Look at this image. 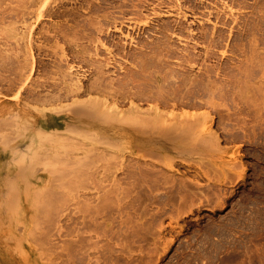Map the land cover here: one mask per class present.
I'll return each mask as SVG.
<instances>
[{"label": "rangeland", "instance_id": "rangeland-1", "mask_svg": "<svg viewBox=\"0 0 264 264\" xmlns=\"http://www.w3.org/2000/svg\"><path fill=\"white\" fill-rule=\"evenodd\" d=\"M44 1L49 3L48 8L62 12L51 16L47 14L34 24L36 8ZM118 1L120 0H74V2L73 0H60V2L59 0H0V14L2 12L0 17V264H264V1L249 0L248 4L242 3L244 4L242 5L238 2L239 4L234 5V13L243 20L248 17L250 21L254 20L253 28L256 26L257 30L252 28L245 30V26L241 24H237L239 26L220 22L216 24L215 17L212 21L207 15L205 18V13L202 15L201 10H204V7L199 0H182L185 1V6L191 3L190 8H194L195 13L199 11L196 13L198 15L188 11L190 14L187 17L182 13L171 16L152 13V7L159 0L150 1L148 7L143 6L141 0H121V3ZM171 1L173 0H166L170 3ZM88 2L93 3L91 7L97 5L98 9H87ZM135 2L139 4L138 7L133 5L136 4ZM170 3H165L166 6L161 5L160 8H163L161 11H165ZM123 6H126L125 15L129 22L126 20L123 27L125 31L137 35L138 42L146 39L145 35L152 31L151 27L159 22L172 20L175 22L177 19L179 22L181 20V24H187L186 26L195 30L204 27L212 30L216 25L226 36H229L232 28V42L227 44L228 37L223 36L224 40L222 39L220 46L216 47L218 51L215 59L206 61L214 66L219 63L226 66V73L213 72L215 75H205V68L202 65V54L205 53L207 41L203 40L198 45L195 40L185 37L186 33L185 36L178 37L179 40L175 39L177 37L170 39L176 44L173 45H179L180 49L191 45L189 49L193 53L199 52L197 58L200 59L195 65L183 61L179 64L177 57L172 56L170 58L172 60H169L170 65L172 64L174 69L177 68L176 72H183V75L174 76L185 81L187 78L195 77L194 82L199 80L197 82L200 84L197 82L195 84L192 79L191 82L190 79L186 81V84H183L182 80L176 83L173 82L171 75V78L166 75L167 79L162 75L163 85L154 84L156 81L150 80V76L154 75H147L146 72L165 73L168 68L165 60L162 58L160 62V59L153 55L145 58L139 48L141 43L138 47L135 43L130 45L119 31L111 32L112 38L113 35L119 34L117 40L129 44L131 50L136 49L133 52L137 51L139 59L142 57L148 59L149 69L141 71L138 59L136 62L135 57L119 56L118 65L110 66L105 75L124 78L126 74L132 73L131 81L141 82L144 78L141 83L146 80L145 84L148 87L152 85L150 89L155 91L163 89L161 90L163 92L173 90L177 87L175 84H182L183 89H179L181 93L178 90L179 96H177L179 98L191 96V99L188 98L193 102L191 104H196H180L175 107L167 104L162 105L160 109L171 113L173 120L180 119V116L190 117L204 112L203 114L207 115L208 128L200 133L201 135L196 134V137L193 135L194 138L188 132H184V136L174 138L177 134L175 130L166 131V136L165 130L158 128L150 130L140 124L137 126L130 123L127 125L128 133L125 136H119L118 132L113 133L111 138L97 134L87 135L86 152L78 157L66 156L68 157L66 158L55 148L47 165L43 166L41 144L36 142L28 145L30 140L22 141L24 134L36 132L37 129H34L33 125L35 116L40 112L34 109L33 115L21 113L19 118L15 119L16 122H13L8 106L13 108L18 102H27L28 89L35 87L37 81H53V77L57 75L58 61L61 62L62 67L64 65L63 68L67 67L66 60L56 59L55 51L62 52L64 49L70 56L73 45L67 38L57 39L53 36L46 38L43 36L44 33L46 29L58 26H65L66 31L71 35L79 32L84 26L91 30L88 25L92 19L106 13L108 9L110 10L108 12L118 14L116 11L124 9ZM28 7L32 11L25 14V19H22L21 14L17 13L20 9ZM134 7L142 8L143 12L137 16L136 8L132 9ZM6 10L9 11L5 12ZM228 11L229 9H226L225 12L219 13L225 16ZM146 13L150 24L146 23ZM135 15L136 17H132ZM149 15H152V18ZM82 16L89 17L90 20ZM18 18L20 19L17 20ZM228 21L230 22V19ZM31 24L36 25L32 32L34 41L32 47H35L32 53L34 59L35 57L37 59H35L36 67L32 72L29 66L24 69L32 77L21 92L16 87L18 80L23 76L17 71L20 68L17 62L20 63L27 57L23 49L26 48V35L28 36V27ZM40 29L43 30L42 33L38 32ZM15 30L19 32L17 36L14 35ZM89 30L87 28V31ZM93 31L94 29L91 34L96 36L97 33ZM253 34L256 36L257 44H254L256 46L252 45L250 40ZM160 37L162 34L156 33L155 40L161 41ZM87 38L83 37V40L80 38V43L89 45L92 55L96 56L95 52L99 49V57L108 55L103 47H97L98 42L93 41L94 44ZM234 40L238 41V44L242 42L240 50L236 51V47H233ZM14 44L17 46L16 49L13 47ZM224 49L227 54L223 56L220 53ZM158 62L162 66L158 65ZM81 64V68H76L77 71L73 70L72 73L69 71L67 75H81L85 81L96 77L95 65L83 64V62ZM184 65L186 71L182 70ZM157 68L164 69L158 71ZM240 69H245L246 73L242 70L244 74L240 75ZM13 79H16V82ZM203 79L213 81V88L216 89L214 98H210L213 102L205 103L204 99L208 96L207 92L205 93V85L202 86L206 84ZM10 81L15 83L14 86ZM185 89H188L186 93H184ZM141 102L142 108L149 106V103ZM123 104H121L123 108L130 105L128 100ZM101 122L103 121H95L97 125ZM18 133L22 134V136L18 135L19 138H17ZM198 135L201 137H197ZM200 139L201 141L204 139V142H200ZM101 152L103 154L98 155ZM42 173L48 176L46 183L39 179ZM43 203L46 204L43 206ZM27 215L30 216V246L24 233Z\"/></svg>", "mask_w": 264, "mask_h": 264}, {"label": "bare ground", "instance_id": "bare-ground-1", "mask_svg": "<svg viewBox=\"0 0 264 264\" xmlns=\"http://www.w3.org/2000/svg\"><path fill=\"white\" fill-rule=\"evenodd\" d=\"M115 1H117V0H115ZM120 1H118V2H120ZM150 1H153V0H141L140 2L143 4V6H145V7L147 6L148 7L151 4ZM248 1L249 0H199V3H202L203 4V7H204V8L202 7L204 10H201V9H199V10H201L203 12L202 15L205 13V18H206V15H207L208 16L207 18L209 20H212L213 21V18L215 17L216 19H214V20H216V24L219 23V22L222 23V24H225V25L226 24L229 25V23H231L232 26H239L237 24H241V25H244L245 26V30H248L249 28L250 29L252 28V30H253V29H256L255 28L256 26L253 28V25L255 23L254 20H251L250 21V18L249 17H248V19L246 18V20H243L238 15H236L234 13V5L236 3L239 2L241 4L242 3H247L248 4V3H250ZM262 1H264V0H262ZM23 2H26V1H23ZM59 2H60V0H59ZM73 2H74V0H73ZM183 2H182V0H173L170 3V2H166V0H159V1L156 2L155 5L153 4L154 6L152 7V11H153L152 13H154V14L164 13V15H167V16H169V15L171 16V15H174V14L175 15L176 14H178V15L179 14L180 15L183 14L186 17H187L188 14H190V13H188V11H190L192 13H195V9L194 8H190L191 3H190L189 6L188 5L185 6V1H183ZM125 3H127V2H125ZM132 3H133V1H132ZM141 3H140V5H141ZM144 3H146V4H144ZM165 3H170V4L167 6L168 8L165 11H163V10L161 11V9H163V8H160L161 5H163V6L165 5L166 6ZM48 4H49L48 2H45L44 1V2H42L41 4H39L37 6V8H36V20H35L34 24L37 23L38 21H40L42 19V17L45 16V15H47V14L51 16L53 14H59V13L62 12L60 10H53L52 8H48L47 7ZM253 4H254V1H253ZM253 4L251 3V5H253ZM259 4H258V8H260V5ZM91 5H93V3L92 2H88L87 9H90V10H92V9H94V10L98 9L96 7L97 5L96 6L94 5L95 7L94 6L91 7ZM133 5H135L136 7L139 6L138 3L133 4ZM133 5H132V7H133ZM193 5H195V4H193ZM242 5H244V4H242ZM251 5H249V6L247 5V6L250 8ZM29 7L28 8H25V9H20V12L17 13V14H19V15L21 14V18L22 19H25V14L30 13L32 11L31 9H29ZM125 7H124V9H118L116 11L118 14L113 13V12H108V11H110L108 9L107 12L105 10L106 13L101 14V15H98L94 19H92L91 18L92 15H90L89 17L92 20L90 21V25H88V26H90L91 30H89V27L84 26V28L80 29L79 32H75L73 35H71V34H69V32L66 31L65 26L64 27L58 26V27H55V28L46 29V31H45V33L43 35L46 38H50L51 36H53V37H55L57 39H59V37H61V38L64 37L63 39H66L67 38L69 40L70 44L73 45L74 48L72 50V53H70V56H68L69 54H67L68 51H66V53H65L64 49L62 50V52L55 51V53H56L55 55L57 56V57L55 56L56 59L58 58V60H60V61L61 60H63V61L66 60L67 67L66 68H63L64 65L62 67L61 62L59 63V61L57 60L58 61L57 62L58 69L56 71V74L57 75H55L53 77V81H50V80L49 81L43 80V81H40V82L37 81V83H35V87H29V89H28L29 90L28 91V94H26L27 95V102H18L15 105V107H13V108H11L10 106H8V108H9L8 112L10 113V116L13 118L12 119L13 122L15 121V119L17 120L19 118V115L21 113L22 114L32 113V115H33L34 109H36V111H39L40 112L39 115H36L35 116V120H34L33 128L34 129H37L36 132H33L32 134H29V135L24 134L25 136H24V138H23L22 141H27L28 142L30 140V143L28 145H31V144L33 145L36 142H39L41 144V147L40 148L43 151V157H42L43 166H46L47 165V163H48V161L50 159V156H51V154L53 152V149H55V148H57L62 154H64L65 157L66 156H68V157H78L80 154L86 152V148H85V146H86L85 142L86 141H85V138H87V135H90L91 136V134H97V135H101L102 137L105 136L107 138H111V135H113V133L117 134V132H118V135L119 136H125L128 133V131H127V125L130 124V123H134L137 126H138V124H140V126L142 125L145 128H150V130H151V128H154V129L155 128H158L160 130H165L164 131V135H166V136H167L166 131L175 130L177 132V134H175L174 138L177 137V136H181V135L184 136V132L190 133V136L192 135V138H194V136L196 137V134H200V133L202 134V132H205L207 130V128H208L207 127V125H208L207 124V115L206 114H203L204 112H201V114H197V115H194V116L191 115L190 117H188V115H185V117L180 116V119L173 120V117L171 116V113L163 112L160 109V107L162 105H167V104L172 105L173 107H175V106L180 105V104L190 105L191 103H193V102H190V100L188 99L191 96L188 97V98L185 97V96L183 98H179L178 97L179 96L178 95V90L180 88L183 89V85L182 84L181 85H177V84L174 83L177 87L175 85H173V87L175 86L176 88H174L173 90L170 89L171 91H167V92L166 91L165 92L161 91V90H163V89H161L162 86L160 88L161 90H159V89L157 90L156 89V91H155V89H150V87L152 85L150 87H148L145 84L146 80H145L144 83H141L144 80L143 77H142L143 79H142L141 82L131 81V80H133V78H131L132 75H133L132 73L131 74H129V73L126 74V76L124 78H122V77L114 78L113 76L111 77V75H105V74H106V71L108 70V68L110 66L112 67V65H116L117 64V61H118L117 58L119 56H121L123 58L124 57L125 58L126 57H129V58L130 57H135L136 62H137V59H138V66L140 67L141 71H143V72L146 71V70L148 71V69H149V62L147 61L148 59L146 60L142 56H140L142 58L139 59L138 58V55H137V51H136V53H134L136 49L134 50V48H133V50H134V52H133V50H131L132 48L130 49V47H129V44L130 43L137 44V47L141 43L142 45L139 48L144 53V54H142V53L141 54L142 55H145V58H147L148 56L153 55L154 57L159 58L160 59V62H162L161 59L163 58V60H165V64L168 67L165 70V73H163V72H157V73H154L153 74L150 71H149L150 73L149 72H146V73H148L147 75H154V76H150V80L153 79L154 81H156V83H154V84H157L158 83L160 85H163L162 82L164 80L163 79L164 77L162 75H164L165 77H166V75L167 76L168 75L169 76L171 75L173 77V79H174L173 82H176L177 83L179 80H182V82L184 81L183 84H186V81H189L190 78H187L188 79L187 80L186 77H185L184 79H186V81L183 80L182 78L181 79H179V78L177 79V77L174 76V75H177V76L178 75H183L182 74L183 72L182 73L176 72V69L177 68L174 69L172 67L173 65L171 64L172 65L171 66L170 63H169V60H172V59H170V58H172V56L177 57L176 59H178V61H180V63L178 62L179 64H181L183 62H188V63H192V64L195 65V63L199 62L200 59L197 58L199 52L196 53L194 51V53H193L192 50L189 49V47L191 45L189 47L186 46L185 48H181V49H184L182 51L179 48V45L178 46H174L173 43L175 44V42L172 43L171 40H170L171 38H174V37H177L175 39H178V37H183L181 35H184L185 33L187 35V36L184 35L185 37H188L189 39L191 38V40L192 39L195 40L197 44L203 42V40L208 42V44L205 46V53H204V55L201 53L202 56H203L202 57L203 58L202 59L203 60V62H202L203 64L202 65L205 68V75H215L214 73L219 74L220 71H224L225 72V70H226V68H225L226 66L225 65L222 66L221 63H219L220 62L219 61L220 58L218 57L219 60H218L217 63H219V64H217V66H214V65H212V64H210V63H208L206 61H209L210 62V60L215 59V57L217 55L216 54V51H218V50H216V47L220 46V43H222L221 41L224 40L223 39V36H226V34L223 35V33L221 32V29H219L218 27H216V25L214 26V28L212 30H209V29H207L205 27L202 28L201 30H195L192 27L186 26L187 24L186 25L185 24H181V20L179 22V20L177 19L178 21L176 20L174 22V20H172L173 18L172 19L170 18V20H172V21L165 22V23H162V22L160 23L159 22L158 24L154 25L153 28L151 27L152 31H149L148 32L149 34H147V35L144 34L146 39H143V38H142L143 40H140L139 39L140 41L138 42L137 35H134L131 31H125V28L123 27V24H125L126 20L128 19L127 16L125 15V13H126ZM136 7L132 8V9L134 10ZM191 7H193V6H191ZM106 8H110V7H106ZM195 8L197 9V7H195ZM236 8H238V7H236ZM252 8H255V7H252ZM226 9H229V11H228L229 13H226L225 16H223V15H221L219 13V12L222 13V11L225 12ZM114 10H116V9H113V11ZM135 10H137L135 12H138V14H136L137 16H139V13H142L143 12V9L142 8H136ZM258 10H260V9H258ZM8 11L6 10L5 12H8ZM14 12L15 11H13V14H15ZM128 12L129 11H127V13ZM132 12H134V11H132ZM198 12H196V13H198ZM63 13H65V12H63ZM148 13H146L147 15L145 14L146 17H147L146 23H149L150 22V20H148L149 19ZM196 13L193 14V15H198ZM236 13H238V12H236ZM1 14H2V12H1ZM1 14H0V17L2 16ZM7 14H5V15H7ZM10 14H12V13H10ZM258 14H260V13H258ZM5 15H3V17ZM60 15H63V14H60ZM84 15H86V14H84ZM136 15L135 16H132V17H136ZM254 16H251V17H254ZM82 17L79 20V22L82 20ZM85 17H83V18H85ZM143 17H145V16H143ZM5 18H6V16H5ZM88 18L86 17V19H88ZM90 18L88 20H90ZM140 18H142V17H140ZM154 18H153V20H154ZM19 19L20 18H18L17 20H19ZM129 19H131V18H129ZM229 19H230V22L228 21ZM251 19H253V18H251ZM258 19H260V18H258ZM11 20H12V18H11ZM26 20H28V19H26ZM29 21H30V19H29ZM2 22H3V20H2ZM83 22H84V20H83ZM86 22H87V20H86ZM127 22H128V20H127ZM233 22L235 23V25H234ZM257 22H258V20H257ZM76 23H78V22H76ZM118 23L121 24V25H119ZM35 26H33V24H31L28 27V36L26 35V37H27L26 48L23 49L22 47H20L23 50H25L24 52H25V55L27 57L25 59H23L20 63L17 62V65L20 64V68L19 69L17 68L18 69L17 71L19 72V75L20 74L23 75L20 78V80H18L19 83L17 82V86L16 87L19 88V91H21L22 89L24 90L26 88L27 84H29L30 78L32 77L30 74H27L24 69L29 66L31 68V72H32L34 70V68L36 67L35 66V64H36L35 63L36 57L34 59L33 53H32L33 52V49L35 48V47H32L33 42H34L33 41V38H32L33 37L32 32H34ZM241 27H243V26H241ZM87 28H88L89 31H87ZM92 29H94V31H96V32L93 31V33H97V34H95L96 36H94V35L91 34ZM238 29H236V30H238ZM240 29H242V28H240ZM112 30L119 31L120 32L119 34L123 38H125L126 40H128L129 41V44L127 45L126 43L121 42L120 40H117V36L119 34L116 35V36L113 35V38H112L111 37ZM38 32H41L42 33L43 30L40 29ZM255 32H257V31H255ZM156 33H157V35L162 34V37H160L161 41H159V39L158 40H155ZM226 33H228V32H226ZM232 33H233V30L231 28V31H230L229 36H226V37H228L227 38V41H228L227 44H229V42H232L231 41V37L233 35ZM17 34H19V32H16V30H15L14 31V35L17 36ZM240 34L242 35V33H240ZM247 34H248V32H247ZM83 37H88L89 40L92 41V42L93 41L94 42L95 41L98 42L97 47L98 46L103 47L106 50L105 52L108 53V55L106 54L107 56L99 57V50H100L99 48H98L99 50L97 52H95V55L96 56L92 55L90 53V46L89 45H84V44L80 43V40H81L80 38H82V40H83ZM152 37H153V39H151ZM157 37H159V36H157ZM164 37H166V38H164ZM123 38L121 40H123ZM250 40H251L252 45L257 44V43H255L256 42V36H255V34H253V37ZM195 41H193V42H195ZM244 41H246V40H244ZM110 42H112V44H109ZM223 43H226V42H223ZM241 43L242 42H240L238 44V41L236 42V40H234L233 41V45L234 46L233 45L232 46L233 47H236V49L235 48L234 49L237 51L239 48L240 49L242 48V46H241L242 44ZM63 44H65V43H63ZM198 45H200V44H198ZM249 45H251V44H249ZM222 46H224V45H222ZM228 46H230V45H228ZM254 46H256V45H254ZM13 47H15V49H16L17 46H15V44H14ZM233 47H232V49H233ZM2 48H4V47H2ZM249 48H251V46ZM56 49H57V47H56ZM229 49H231V48H229ZM58 50H61V49H58ZM254 50H255V48H254ZM14 51H16V50H14ZM42 51H44V50H42ZM221 51H223V50H221ZM225 51H226V49H224V51L222 53H220V54H223V56H224V54H227V53H225ZM229 51H231V50H229ZM232 51H234V50H232ZM21 52H23V51H21ZM19 53H20V51H19ZM231 53H233V52H231ZM3 54L6 55V53H3ZM13 54H14V52H13ZM16 56H19V55H16ZM7 57H9V55ZM230 58H233V57H230ZM255 58H256V56H255ZM255 58H253V59H255ZM224 59H227V58H224ZM75 61H80L81 63L83 62V64L95 65L94 68H95V71H97L96 77L95 78L92 77V79H90L89 81H85L84 78L81 75H71V74L70 75H67V72L70 71V73H72L73 70H76L77 71L76 68H81L82 67V64L81 63H77ZM126 61H128V60H126ZM132 61H133V59H132ZM215 61H217V60H215ZM230 61H231V59H230ZM136 62L134 61V63H136ZM232 62H234V61H232ZM250 62H251V60H250ZM118 63H120V61ZM152 63H154V62H152ZM152 63H151V65H152ZM159 64H161V63L158 62V65ZM215 64H216V62H215ZM136 65H137V63H136ZM174 65H175V63H174ZM161 66H162V64H161ZM179 66H181V65H179ZM253 66H254V64H253ZM158 67H160V66H158ZM175 67H177V66H175ZM86 68H85V70H87ZM241 68H243V67H241ZM244 68H246V67H244ZM91 69H93V68L91 67ZM157 69H156V71H157ZM159 69L161 70V68H159ZM159 69H158V71H159ZM163 69L164 68H162V70ZM185 69H187V68H185V65H184V69H182V70H185ZM227 69L230 70L229 68H227ZM238 69H239V67H238ZM242 70L240 69V75H241V73L244 74V72L246 71L244 69L243 70L244 72H242ZM79 71H81V70H79ZM18 72H17V74H18ZM179 72H181V71H179ZM189 72H191V71H189ZM161 73H163V74H161ZM185 74L188 75V73H185ZM238 74H239V72H238ZM235 75H236V73H235ZM135 76H137V75H135ZM171 76H170V78H171ZM205 77H207V76H205ZM12 78H14V77H12ZM193 78L194 79H196V78L195 77H192L191 78L193 80V82H194V79ZM207 78H209V77H207ZM16 79H19V78H16ZM16 79H13V81L16 82ZM166 79H167V77H166ZM191 79H190V82H191ZM13 81H10V82H12V84H11L12 86H14V84H15V83H13ZM197 81H199V80H196V82ZM203 81L206 82V84H202V86L205 85V88H206L205 93L207 92V96H208L207 99H204L205 100V103L213 102V100L212 101L210 100V98L213 97V95L215 94V91H216V89L213 88V81H209V83H208V81H206L204 79H203ZM196 82H194V83L196 84ZM210 82L212 83V85H211ZM148 83H150V82H148ZM179 83H181V82H179ZM197 83L200 84L199 82H197ZM179 86H181V87H179ZM189 87H190V91H191V86H189ZM192 87H194V86H192ZM188 89H185V92L184 93H186V90L188 91ZM180 90H179V93H181ZM191 92L193 93V91H191ZM191 92H190V94H191ZM195 96H198V95H195ZM127 100L129 101V104L130 105L127 108H123L121 106V104H123ZM196 100H197V98H195V101ZM141 101H145V102L149 103V106L147 108H142V106H141V103L142 102ZM194 104H196V103H194ZM194 104H191V105H194ZM7 120H9V118ZM98 120H101L103 122H101V123H99L97 125L95 123V121H98ZM145 130L146 129H144V132L146 133ZM178 130H181V131H178ZM156 131H157V129H156ZM148 132H150L149 129H148ZM154 132H155V130H154ZM25 133H26V131H25ZM19 134H20V136H22L21 133H18L17 136ZM197 137H201V136L198 135ZM17 138H19V136ZM26 138L28 140H26ZM204 139H202L203 141H201V139H200V142H204ZM207 142L208 143H211V141L210 142L207 141ZM52 145H54V146H52ZM28 147H30V146H28ZM92 149H96V148H92ZM94 152H95V150H94ZM101 154H103V152L99 153L98 155H101ZM93 155L94 156H97V155H95V153H93ZM68 157H66V158H68ZM47 171H48V169H47ZM39 179L43 183H46L47 182V179H48V176H47L46 173H42L41 176H39ZM43 199L44 198H42V201H43ZM45 204L46 203H43V206ZM11 208H13V206H11ZM29 220H30V216L27 215L25 217V232L24 233L26 235V240L28 241L29 246H30V244H31V242H30L31 241L30 240L31 229H30Z\"/></svg>", "mask_w": 264, "mask_h": 264}]
</instances>
